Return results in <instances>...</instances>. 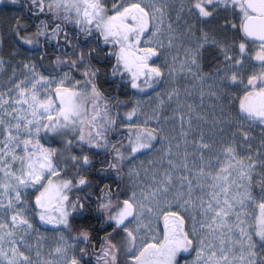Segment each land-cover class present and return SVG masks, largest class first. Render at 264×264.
I'll list each match as a JSON object with an SVG mask.
<instances>
[{"label":"snow or ice","instance_id":"obj_1","mask_svg":"<svg viewBox=\"0 0 264 264\" xmlns=\"http://www.w3.org/2000/svg\"><path fill=\"white\" fill-rule=\"evenodd\" d=\"M0 264H264V0H0Z\"/></svg>","mask_w":264,"mask_h":264}]
</instances>
